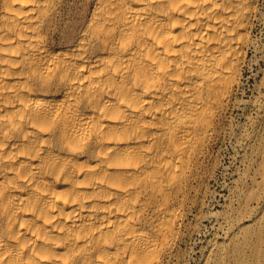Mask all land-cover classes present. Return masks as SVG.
Returning <instances> with one entry per match:
<instances>
[{
  "label": "bare ground",
  "instance_id": "bare-ground-1",
  "mask_svg": "<svg viewBox=\"0 0 264 264\" xmlns=\"http://www.w3.org/2000/svg\"><path fill=\"white\" fill-rule=\"evenodd\" d=\"M61 3L0 0V264H167L255 0Z\"/></svg>",
  "mask_w": 264,
  "mask_h": 264
},
{
  "label": "rangeland",
  "instance_id": "rangeland-1",
  "mask_svg": "<svg viewBox=\"0 0 264 264\" xmlns=\"http://www.w3.org/2000/svg\"><path fill=\"white\" fill-rule=\"evenodd\" d=\"M90 3L62 0L52 44L65 40ZM255 6L242 76L202 155L167 264H264V0Z\"/></svg>",
  "mask_w": 264,
  "mask_h": 264
}]
</instances>
